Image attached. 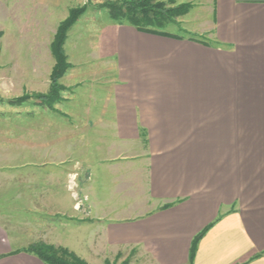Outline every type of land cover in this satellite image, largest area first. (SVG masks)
I'll use <instances>...</instances> for the list:
<instances>
[{"label": "crops", "instance_id": "0c3cea01", "mask_svg": "<svg viewBox=\"0 0 264 264\" xmlns=\"http://www.w3.org/2000/svg\"><path fill=\"white\" fill-rule=\"evenodd\" d=\"M206 3L201 40L109 17L86 24V42L70 30L68 90L21 152L38 158L41 213L54 217L36 241L188 264L206 229L193 264H264V0ZM22 73L27 89L38 75ZM11 240L0 226V264H44Z\"/></svg>", "mask_w": 264, "mask_h": 264}, {"label": "rangeland", "instance_id": "374dc122", "mask_svg": "<svg viewBox=\"0 0 264 264\" xmlns=\"http://www.w3.org/2000/svg\"><path fill=\"white\" fill-rule=\"evenodd\" d=\"M108 1L116 0H63L55 8L37 5L33 0H0V226L12 235L14 249L19 251L44 243L36 241L34 235L54 222V217L47 216L48 212L41 213L43 206L38 200V184L41 185L45 175L38 169L40 162L34 156L28 159L21 156L22 150L29 154L36 150L38 134L34 119L58 113L54 105L63 101L62 94L68 90L63 83V76L71 67L67 59L69 67L56 82L58 98L55 101L39 99L40 96H48L52 88L50 78L55 64L50 49L52 39L69 10L85 6V12L68 33L80 36L81 43L86 42L89 22L108 18L107 10L101 7ZM162 1L166 8L187 3L191 7L188 13L176 17L174 23L156 29L175 35L190 34L191 38L198 40L206 37L203 29H207L208 20H211L206 0H195L194 5L183 3L186 0L181 3ZM82 51L81 55H86ZM27 70L36 72L38 77H33L36 82L26 89V85L22 87V72ZM98 78L101 79L100 76ZM50 102L52 106L47 105ZM22 118H33L34 121L30 122L33 125H27V121L23 124ZM28 160H32L29 170ZM74 254L88 264H104L105 261L112 264H153L146 254L136 248L110 249L104 254L93 255L91 259Z\"/></svg>", "mask_w": 264, "mask_h": 264}, {"label": "trees", "instance_id": "16d2710c", "mask_svg": "<svg viewBox=\"0 0 264 264\" xmlns=\"http://www.w3.org/2000/svg\"><path fill=\"white\" fill-rule=\"evenodd\" d=\"M164 5L165 4L163 1L161 2V0H116L113 2L108 1L101 7L107 10L106 13H108L109 19L116 23L127 24L142 32L176 37L166 31L156 28H162L167 23H174L176 17L188 13L191 4H180L179 6L171 8H166ZM85 10V6L76 9L71 8L68 16L57 26L56 33L50 46L52 55L55 59L50 78L52 88L48 96H40L39 99L43 101H55L58 98V85L56 82L69 67L63 49L64 42L66 41L65 38H67V33L71 29V26L83 15ZM50 104L51 102L47 105L52 106ZM205 230L206 229L199 232L192 240L188 264H193L196 244ZM24 252L33 254L44 264H88L83 259L77 257L74 252L72 253L66 248H60L45 243L34 244L28 249H25ZM104 264L112 263L105 261Z\"/></svg>", "mask_w": 264, "mask_h": 264}]
</instances>
